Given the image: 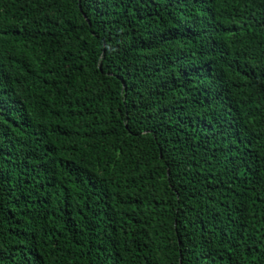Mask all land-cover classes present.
Instances as JSON below:
<instances>
[{
    "label": "trees",
    "instance_id": "16d2710c",
    "mask_svg": "<svg viewBox=\"0 0 264 264\" xmlns=\"http://www.w3.org/2000/svg\"><path fill=\"white\" fill-rule=\"evenodd\" d=\"M0 264H264V0H0Z\"/></svg>",
    "mask_w": 264,
    "mask_h": 264
}]
</instances>
